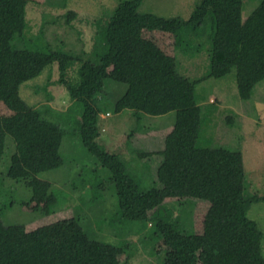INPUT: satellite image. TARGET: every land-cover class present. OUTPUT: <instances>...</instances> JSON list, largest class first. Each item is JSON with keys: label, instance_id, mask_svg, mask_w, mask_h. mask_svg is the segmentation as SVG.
Wrapping results in <instances>:
<instances>
[{"label": "trees", "instance_id": "trees-1", "mask_svg": "<svg viewBox=\"0 0 264 264\" xmlns=\"http://www.w3.org/2000/svg\"><path fill=\"white\" fill-rule=\"evenodd\" d=\"M65 1L62 0L61 4L64 5ZM143 1L119 0L107 16L91 20L95 33L90 50L47 48L48 52L44 53L43 47L37 43L47 37L46 22L42 21L33 31L24 19L25 13L19 30L0 33V80L27 55L45 56V61L40 59L44 66L55 63L58 66L57 79L50 80L45 86L46 95L43 96L46 102L8 116L0 113V166L7 148L11 153L5 177L15 182L32 181L37 175L60 169L65 164L62 146L69 122L63 117L51 121L47 115L54 111L66 116L70 108L79 105L81 115L76 122L75 134L87 153L99 162L92 166L91 175L84 167L80 176L89 183L94 196L105 193L107 183L114 185L118 209L108 222L111 227L119 229L123 240L113 244L89 239L84 244V258L73 264H126L138 245L137 241L126 238L124 228L139 236V243L145 246L152 243L154 253L149 252L157 254L160 264H200L204 251L205 257L213 264H264V232L257 220L248 215L253 204L264 201V193L247 192L242 148L220 145L197 148L205 111L195 98L194 84L175 80L164 49L143 34L145 30L169 33L175 37L176 48L189 52L198 32L207 29L210 67L205 75L193 82L220 78L231 73L256 50H264V0H260L246 18L243 11L247 0H200L188 18L142 12L139 8ZM63 17L69 23L78 14L69 10ZM67 34L65 30L59 35ZM47 42L51 45L50 41ZM111 65L125 66L131 83L109 78L107 71ZM114 81L120 86L117 87L118 94L111 85ZM120 83L127 87L122 90ZM55 84L64 86L70 95L72 102L66 110L50 105L53 99L50 86ZM38 90L41 92L42 87L38 86ZM112 98L116 99L112 101ZM109 107L117 113L130 110L131 120L140 123L150 117L175 113L172 129L163 137V145L166 150H186L188 154L185 189L178 192V205L182 206L179 216H175L171 209L161 207L155 216L152 210L159 199L132 206L134 195L143 192L138 171H130L121 155L108 150L99 141L104 130L101 128L100 121L104 119L101 114L107 113ZM233 118L231 114L227 120ZM8 139H11L10 143ZM68 147L65 142L64 150ZM140 155L146 156L147 153L140 152ZM100 166L107 170L109 179L99 178ZM16 184L11 183L14 188ZM199 201L223 207L217 233L196 232L189 227L186 219L189 208L185 211V204L195 206ZM1 210L2 207L0 264H42L32 259L26 245V225L20 222L6 224L4 220L11 219L9 215L4 218ZM148 225L152 226L150 232L146 231ZM142 232L146 233L141 236ZM161 250H165L163 254L159 253ZM121 255L127 260L121 261Z\"/></svg>", "mask_w": 264, "mask_h": 264}, {"label": "rangeland", "instance_id": "rangeland-1", "mask_svg": "<svg viewBox=\"0 0 264 264\" xmlns=\"http://www.w3.org/2000/svg\"><path fill=\"white\" fill-rule=\"evenodd\" d=\"M118 1L66 0L62 5V0H0V33L9 34L19 30L25 13L24 19L33 31L39 28L42 21L46 22L49 38L37 43V46L43 47L44 53L48 52L47 48L90 50L95 33L91 20L107 16ZM199 1L144 0L139 9L165 17L188 18ZM259 1L247 0L244 18ZM69 10L75 11L78 17L68 23L63 16ZM65 30L68 32L66 36L59 35ZM143 34L158 42L164 49L175 80L194 84L195 98L205 111L197 148L220 145L237 149L240 146L247 173V192L264 193V50H256L225 76L210 77L194 83L210 67L207 29L198 32L189 52L184 48H176L175 37L169 33L145 30ZM40 59L45 61V56L27 55L9 75L0 80L2 115L8 116L31 105L40 106L46 102L44 89L50 80L57 79L58 66L56 63L44 66ZM107 76L126 84L131 83L130 73L125 66L111 65ZM115 82L117 81L111 85L118 94L117 87L120 86ZM106 84L107 87L108 83ZM120 85L123 86L122 90L127 87L121 83ZM38 86L42 87L41 92ZM50 91L53 95L51 106L61 110L70 106L72 100L64 86L51 85ZM80 111V106L76 105L70 108L66 116L54 111L48 112L47 119L51 121H58L63 117L69 122L68 134L62 146L65 164L60 169L37 175L32 181L9 180L5 177L11 161L8 148L0 166L1 214L4 218L9 215L11 221L4 220L6 224L20 222L26 225V245L32 259L38 263L73 264L84 258V244L89 239L113 244L123 240L119 229L111 227L108 222L115 217L118 209L114 185L107 183L105 193L94 196L89 183L84 176H80L84 167L85 172L91 175L92 166L99 163L87 153L79 136L75 134ZM107 111L101 114L105 118L100 121L104 130L99 141L108 150L121 155L130 171H138L137 177L143 192L134 195L132 206L137 207L159 199L160 202L152 210L155 216L159 214L160 207L164 210L171 209L175 216H179L182 206L178 205V192L185 189L188 154L186 150H166L163 145V137L172 129L175 113L150 117L140 123L136 122L138 120H131L128 109L117 113L109 107ZM231 114L234 115L232 122L227 120ZM8 140L10 143L11 139ZM65 142L69 147L64 150ZM140 152L147 155L141 156ZM98 176L102 180L109 179L107 170L102 166L99 167ZM11 183H17L16 188ZM95 197L99 198L93 200ZM185 206V211L189 208L186 219L189 227L194 229L192 231L208 234L218 232L217 224L223 211L220 204L199 201L195 206ZM248 215L257 220L264 232V201L253 204ZM124 230L126 238L131 242L137 241L138 245L126 264H160L157 254L151 255L149 252L154 253L152 243L145 246L138 242L139 236L128 233L125 228ZM146 231H152V226L148 225ZM145 233L142 232L141 236ZM164 251L159 253L163 254ZM204 252L200 264H213L205 257ZM119 259L123 262L127 260L123 255Z\"/></svg>", "mask_w": 264, "mask_h": 264}, {"label": "built area", "instance_id": "built-area-1", "mask_svg": "<svg viewBox=\"0 0 264 264\" xmlns=\"http://www.w3.org/2000/svg\"><path fill=\"white\" fill-rule=\"evenodd\" d=\"M105 118V117H104Z\"/></svg>", "mask_w": 264, "mask_h": 264}, {"label": "clouds", "instance_id": "clouds-1", "mask_svg": "<svg viewBox=\"0 0 264 264\" xmlns=\"http://www.w3.org/2000/svg\"><path fill=\"white\" fill-rule=\"evenodd\" d=\"M109 114V113H108Z\"/></svg>", "mask_w": 264, "mask_h": 264}]
</instances>
